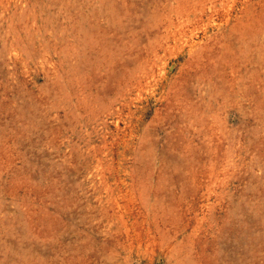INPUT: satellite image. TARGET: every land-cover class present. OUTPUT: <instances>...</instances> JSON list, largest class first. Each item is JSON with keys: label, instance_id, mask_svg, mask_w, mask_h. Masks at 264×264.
<instances>
[{"label": "rangeland", "instance_id": "rangeland-1", "mask_svg": "<svg viewBox=\"0 0 264 264\" xmlns=\"http://www.w3.org/2000/svg\"><path fill=\"white\" fill-rule=\"evenodd\" d=\"M0 264H264V0H0Z\"/></svg>", "mask_w": 264, "mask_h": 264}]
</instances>
